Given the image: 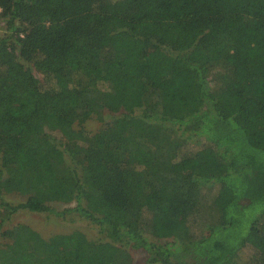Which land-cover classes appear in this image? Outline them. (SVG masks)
I'll use <instances>...</instances> for the list:
<instances>
[{
	"label": "trees",
	"instance_id": "trees-1",
	"mask_svg": "<svg viewBox=\"0 0 264 264\" xmlns=\"http://www.w3.org/2000/svg\"><path fill=\"white\" fill-rule=\"evenodd\" d=\"M43 174L75 205L47 204ZM4 192L26 201L0 199V264L264 260V0H0ZM22 209L105 239L4 227Z\"/></svg>",
	"mask_w": 264,
	"mask_h": 264
},
{
	"label": "rangeland",
	"instance_id": "rangeland-1",
	"mask_svg": "<svg viewBox=\"0 0 264 264\" xmlns=\"http://www.w3.org/2000/svg\"><path fill=\"white\" fill-rule=\"evenodd\" d=\"M35 75L44 81V76L33 68ZM214 75L211 76L213 78ZM111 118L110 114H104L103 119L98 117H93L86 120L84 123L76 124L78 128L85 129L88 133H95L99 130L104 123ZM55 136L60 138L58 132H54ZM204 140L201 143H195L192 141H186L183 145V150L185 152L196 151L202 147ZM42 171L46 172L47 175L52 177L50 170L45 167H41ZM43 187L37 191V194L49 205L56 207L59 210L75 205L73 201H67V196L61 191L59 187L55 184L50 183L45 179V174H43ZM216 188L208 190L207 195L210 198L214 195ZM0 199L11 202L13 204H18L26 201V197L17 192H4L0 194ZM207 199V198H206ZM17 223H26L40 232L43 236L49 237L55 233H66L74 230H79L84 232L89 239L101 240L105 239V234H103L98 226L94 225L90 221L80 217L77 213L66 214L64 216H56L48 212H32L29 210H19L14 213L6 222L4 227H9ZM134 264H145L147 253L141 249H130ZM236 264H264V260L261 255L252 246H247L242 249L239 253Z\"/></svg>",
	"mask_w": 264,
	"mask_h": 264
}]
</instances>
